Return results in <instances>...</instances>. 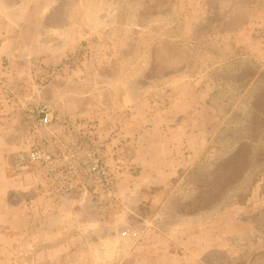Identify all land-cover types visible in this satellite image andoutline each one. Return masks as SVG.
Listing matches in <instances>:
<instances>
[{"label":"rangeland","instance_id":"obj_1","mask_svg":"<svg viewBox=\"0 0 264 264\" xmlns=\"http://www.w3.org/2000/svg\"><path fill=\"white\" fill-rule=\"evenodd\" d=\"M0 264H264V0H0Z\"/></svg>","mask_w":264,"mask_h":264},{"label":"built area","instance_id":"obj_2","mask_svg":"<svg viewBox=\"0 0 264 264\" xmlns=\"http://www.w3.org/2000/svg\"><path fill=\"white\" fill-rule=\"evenodd\" d=\"M53 120V115L49 113L48 111L42 109L41 113H39V122L41 125H48ZM30 156L32 160L36 161H46L48 162L52 156L53 153L49 152V150L46 149H34L30 152ZM95 168V167H94ZM122 236L128 235L127 231H123L121 233Z\"/></svg>","mask_w":264,"mask_h":264}]
</instances>
